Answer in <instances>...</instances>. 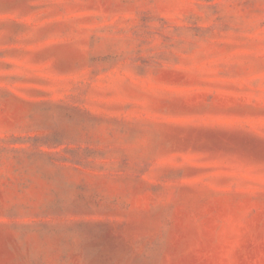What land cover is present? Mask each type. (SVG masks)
Returning <instances> with one entry per match:
<instances>
[{
    "label": "rangeland",
    "instance_id": "1",
    "mask_svg": "<svg viewBox=\"0 0 264 264\" xmlns=\"http://www.w3.org/2000/svg\"><path fill=\"white\" fill-rule=\"evenodd\" d=\"M0 264H264V0H0Z\"/></svg>",
    "mask_w": 264,
    "mask_h": 264
}]
</instances>
